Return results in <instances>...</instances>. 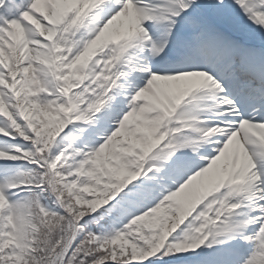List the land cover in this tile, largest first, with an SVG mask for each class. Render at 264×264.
Listing matches in <instances>:
<instances>
[{"label":"snow or ice","instance_id":"1","mask_svg":"<svg viewBox=\"0 0 264 264\" xmlns=\"http://www.w3.org/2000/svg\"><path fill=\"white\" fill-rule=\"evenodd\" d=\"M0 264H264V0H0Z\"/></svg>","mask_w":264,"mask_h":264}]
</instances>
